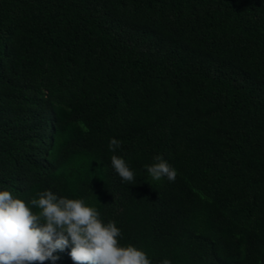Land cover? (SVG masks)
<instances>
[{"label": "trees", "instance_id": "16d2710c", "mask_svg": "<svg viewBox=\"0 0 264 264\" xmlns=\"http://www.w3.org/2000/svg\"><path fill=\"white\" fill-rule=\"evenodd\" d=\"M0 191L83 200L150 264H264V0H0Z\"/></svg>", "mask_w": 264, "mask_h": 264}, {"label": "clouds", "instance_id": "9594fccd", "mask_svg": "<svg viewBox=\"0 0 264 264\" xmlns=\"http://www.w3.org/2000/svg\"><path fill=\"white\" fill-rule=\"evenodd\" d=\"M120 147L111 139L110 150ZM158 163L146 166L153 180L166 177L174 182L177 172L161 157ZM111 164L123 181L132 182L134 173L125 161L113 155ZM29 204L0 191V264H44L55 261L57 250L71 245L70 257L75 264H150L146 254L134 246L122 247L117 237L120 230L114 223L104 225L95 208L83 200L58 198L51 191L38 193Z\"/></svg>", "mask_w": 264, "mask_h": 264}]
</instances>
